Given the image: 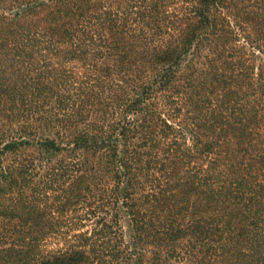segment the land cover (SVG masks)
Returning a JSON list of instances; mask_svg holds the SVG:
<instances>
[{"label":"trees","instance_id":"trees-1","mask_svg":"<svg viewBox=\"0 0 264 264\" xmlns=\"http://www.w3.org/2000/svg\"><path fill=\"white\" fill-rule=\"evenodd\" d=\"M0 264H264V0H0Z\"/></svg>","mask_w":264,"mask_h":264},{"label":"rangeland","instance_id":"rangeland-1","mask_svg":"<svg viewBox=\"0 0 264 264\" xmlns=\"http://www.w3.org/2000/svg\"><path fill=\"white\" fill-rule=\"evenodd\" d=\"M122 224H123V226H124V234H125V237L127 238V239H129V235H130V230H129V226H128V223H127V220H122Z\"/></svg>","mask_w":264,"mask_h":264}]
</instances>
